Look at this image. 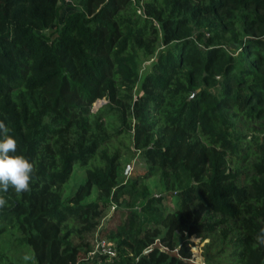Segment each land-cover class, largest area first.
<instances>
[{
  "label": "trees",
  "instance_id": "1",
  "mask_svg": "<svg viewBox=\"0 0 264 264\" xmlns=\"http://www.w3.org/2000/svg\"><path fill=\"white\" fill-rule=\"evenodd\" d=\"M71 1L59 24L60 0H0V120L37 169L30 192L5 194L0 264H194L188 237L226 218L232 261L264 264V0ZM159 45L135 91L139 51ZM131 146L174 186L175 209L117 180ZM76 163L86 177L64 198ZM113 201L127 209L100 235L114 254L92 258Z\"/></svg>",
  "mask_w": 264,
  "mask_h": 264
},
{
  "label": "rangeland",
  "instance_id": "2",
  "mask_svg": "<svg viewBox=\"0 0 264 264\" xmlns=\"http://www.w3.org/2000/svg\"><path fill=\"white\" fill-rule=\"evenodd\" d=\"M71 0H60V14L57 20V23H61L62 16L72 10L74 6L71 3ZM57 24L53 25L50 28H44L41 30H37V33H44L50 37L54 36L57 31ZM200 47L203 48V44L200 43ZM163 48V46L159 45L152 55H144V53L140 50L139 55L137 57L138 60V70H139V79L136 84L135 91H140V82L144 78L145 74L151 70V66L154 63L156 56L158 55L159 51ZM224 49L227 53H233L237 59L246 63L248 60V56H246L245 50H239L237 46H233L229 43L224 44ZM264 51V48H262ZM245 61H244V60ZM247 65H249L247 63ZM256 70L261 71L263 68H254ZM199 88H197L198 90ZM210 89H214V87H210ZM105 99H98V101L93 103L94 107L92 110H96L100 107L103 103H105ZM234 110V109H233ZM232 108L229 106V112L227 113L228 117L231 120H235L236 115L233 113ZM102 118V116H101ZM260 126H256V128ZM256 132V130H255ZM254 132V133H255ZM255 146L252 145V148ZM252 157H249L248 160H251ZM243 161V162H246ZM235 166L241 170L242 168L240 165L234 163ZM118 175L117 180L121 182H129L130 179L136 178L141 183L147 184L151 193L154 194H163L165 198L162 201L166 210L175 209L177 206V198L175 195V191L173 190L174 186L169 185V182L165 183V178L161 177L160 171L156 168H152L143 157L140 156V153L136 151L133 146L130 147L129 150L123 152L119 158V163L117 166ZM86 173L83 165L78 163L73 165V170L71 172L70 179L65 183L66 191L64 192L63 197L65 198L70 192L75 190L78 183L85 179ZM181 180V179H180ZM96 189L93 188V192L89 195L86 199L92 200L95 199ZM114 206L112 207V205ZM127 214V209L120 205L119 203L112 202L108 208L105 210V214L100 219L98 227L96 229V234L92 239L97 237H101L100 235L103 234L107 229H110L117 225L123 217ZM220 214H208L205 221L209 223L214 222L215 220L220 219ZM71 223V222H70ZM219 224L213 225L208 227V230L205 232H201L198 234H192L188 237V246L191 250V257L188 260L194 264H230L232 259L235 257L233 254L237 249L235 248V241L240 237V232L235 229V223L233 220L226 218L224 221L218 222ZM72 224V223H71ZM75 224L78 225L76 222ZM112 249H115V242L114 241H107ZM9 244L6 243V247L4 245L2 248H7ZM16 252L20 253L21 249L18 248ZM106 260L110 259L111 256L114 254L110 252H104ZM105 259V258H104ZM239 264L238 262H234ZM22 264H25V261H22ZM88 264H92V261H89Z\"/></svg>",
  "mask_w": 264,
  "mask_h": 264
},
{
  "label": "clouds",
  "instance_id": "3",
  "mask_svg": "<svg viewBox=\"0 0 264 264\" xmlns=\"http://www.w3.org/2000/svg\"><path fill=\"white\" fill-rule=\"evenodd\" d=\"M11 129L0 120V209L5 208L8 201L6 195L10 189L17 194L30 192L35 180L36 166L24 154L18 153V140L10 134ZM25 264L35 258L25 254Z\"/></svg>",
  "mask_w": 264,
  "mask_h": 264
},
{
  "label": "built area",
  "instance_id": "4",
  "mask_svg": "<svg viewBox=\"0 0 264 264\" xmlns=\"http://www.w3.org/2000/svg\"><path fill=\"white\" fill-rule=\"evenodd\" d=\"M114 204L112 205V207ZM96 234V233H95ZM110 252L113 253V249L110 247L109 243L104 240L102 237H97L95 239L94 247L90 252L91 257H95L96 254Z\"/></svg>",
  "mask_w": 264,
  "mask_h": 264
},
{
  "label": "water",
  "instance_id": "5",
  "mask_svg": "<svg viewBox=\"0 0 264 264\" xmlns=\"http://www.w3.org/2000/svg\"><path fill=\"white\" fill-rule=\"evenodd\" d=\"M96 101H98V100H96ZM96 101H95V102H96ZM93 108H94V107H92V109H93Z\"/></svg>",
  "mask_w": 264,
  "mask_h": 264
}]
</instances>
